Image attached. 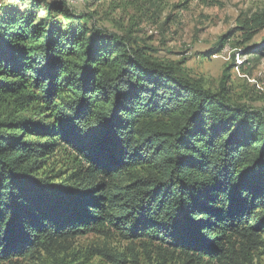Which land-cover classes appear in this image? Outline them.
<instances>
[{
	"label": "trees",
	"instance_id": "obj_1",
	"mask_svg": "<svg viewBox=\"0 0 264 264\" xmlns=\"http://www.w3.org/2000/svg\"><path fill=\"white\" fill-rule=\"evenodd\" d=\"M92 18L0 6V264H262L264 111ZM91 234L135 246L72 252Z\"/></svg>",
	"mask_w": 264,
	"mask_h": 264
},
{
	"label": "rangeland",
	"instance_id": "obj_2",
	"mask_svg": "<svg viewBox=\"0 0 264 264\" xmlns=\"http://www.w3.org/2000/svg\"><path fill=\"white\" fill-rule=\"evenodd\" d=\"M67 7L93 13L96 26L132 36L157 51L160 58L179 63L190 79L219 90L225 69L230 71L233 100L264 111V32L249 44L238 29L246 17L264 11V0H64ZM13 0H0V6ZM221 49V38H228ZM56 172L65 171L58 156ZM131 242L91 234L72 245V252L108 250L130 256ZM95 261L101 257L97 253ZM264 264V258L262 260ZM2 264V263H1ZM9 264V263H8ZM18 264H37L18 260Z\"/></svg>",
	"mask_w": 264,
	"mask_h": 264
}]
</instances>
